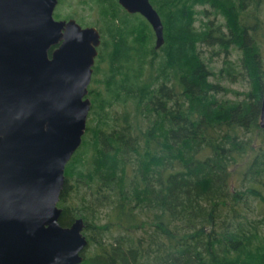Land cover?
<instances>
[{
    "label": "trees",
    "instance_id": "16d2710c",
    "mask_svg": "<svg viewBox=\"0 0 264 264\" xmlns=\"http://www.w3.org/2000/svg\"><path fill=\"white\" fill-rule=\"evenodd\" d=\"M79 2L102 34L58 202L62 224L85 219L79 264H264V0H151L158 48L119 0ZM203 45L224 53L218 71Z\"/></svg>",
    "mask_w": 264,
    "mask_h": 264
},
{
    "label": "water",
    "instance_id": "95a60500",
    "mask_svg": "<svg viewBox=\"0 0 264 264\" xmlns=\"http://www.w3.org/2000/svg\"><path fill=\"white\" fill-rule=\"evenodd\" d=\"M60 0H0V264H79L85 219L60 222L65 168L82 143L102 34L75 17L56 18ZM164 24L151 0H119ZM264 128V91L260 114Z\"/></svg>",
    "mask_w": 264,
    "mask_h": 264
},
{
    "label": "rangeland",
    "instance_id": "374dc122",
    "mask_svg": "<svg viewBox=\"0 0 264 264\" xmlns=\"http://www.w3.org/2000/svg\"><path fill=\"white\" fill-rule=\"evenodd\" d=\"M198 8L200 9V8H202V6H198ZM75 12H78L80 15L84 16L85 21L88 22L85 24L83 23V25H93L91 23V20L94 18V16H93L94 11L90 10L88 4L83 5L79 2V0H63L61 3L59 1L58 5L55 9L54 15L56 18H69L70 16L68 14L75 13ZM58 14L61 16L59 17ZM198 17H199V20L197 21V25H200L201 19L207 20L209 17L213 18L214 15L210 14V16L208 17L207 15L199 14ZM75 18L78 20L77 17H75ZM78 21L81 23L80 20H78ZM263 34H264V32H263ZM263 38H264V36H263ZM202 48L204 51V55H207L208 58L211 59V64L213 66L214 71H218L220 69V67L223 65L224 53H222L221 55L213 56V54H212L213 48L212 47L203 45ZM230 57H232L234 59H238L239 58V51L234 48L233 53H232V55H230ZM222 83L224 85H227L230 88H233V89H236L239 91L246 90L249 88V83L245 78L244 79L243 78L238 79L237 81L224 80V81H222ZM226 96L234 98V97H237L239 95H237L234 92H230ZM104 212H105V209H103L102 214H104Z\"/></svg>",
    "mask_w": 264,
    "mask_h": 264
},
{
    "label": "flooded vegetation",
    "instance_id": "af4514ba",
    "mask_svg": "<svg viewBox=\"0 0 264 264\" xmlns=\"http://www.w3.org/2000/svg\"><path fill=\"white\" fill-rule=\"evenodd\" d=\"M70 18V17H69Z\"/></svg>",
    "mask_w": 264,
    "mask_h": 264
}]
</instances>
